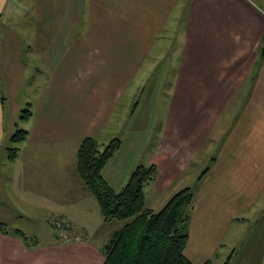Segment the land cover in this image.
<instances>
[{
  "label": "crops",
  "instance_id": "0c3cea01",
  "mask_svg": "<svg viewBox=\"0 0 264 264\" xmlns=\"http://www.w3.org/2000/svg\"><path fill=\"white\" fill-rule=\"evenodd\" d=\"M88 2L0 0V221L14 228L19 219L62 215L82 235L27 246L0 233V264H61L54 255L66 250L73 263L102 264L101 247L122 222L102 219L77 173L85 136L101 147L120 140L103 168L115 190L136 166L157 167L144 187L148 207L192 189L185 254L194 264H264V0ZM83 27L91 45L99 42L97 55L75 38ZM145 54L165 55L162 72L171 77L146 137V120L128 129L140 97L132 105L125 97L140 87L131 82ZM27 104L28 135L9 161L7 139Z\"/></svg>",
  "mask_w": 264,
  "mask_h": 264
},
{
  "label": "trees",
  "instance_id": "16d2710c",
  "mask_svg": "<svg viewBox=\"0 0 264 264\" xmlns=\"http://www.w3.org/2000/svg\"><path fill=\"white\" fill-rule=\"evenodd\" d=\"M30 115L27 104L19 111L18 120L24 122ZM27 135L28 130L18 125L9 135L5 146L9 161L16 159ZM119 146L116 137L101 148L94 137L85 136L76 153L77 173L97 201L102 219L123 221L101 247L102 264H194L185 254L193 209L192 189L176 191L157 211L147 207L144 187L158 175L154 164L136 166L126 183L118 190L113 189L103 177V168ZM60 221H64L61 226L70 224L62 215L48 219L54 228ZM0 233L13 234L27 246L38 243L36 236H29L18 227L11 228L4 221H0ZM201 264L213 263L207 259Z\"/></svg>",
  "mask_w": 264,
  "mask_h": 264
},
{
  "label": "rangeland",
  "instance_id": "374dc122",
  "mask_svg": "<svg viewBox=\"0 0 264 264\" xmlns=\"http://www.w3.org/2000/svg\"><path fill=\"white\" fill-rule=\"evenodd\" d=\"M83 3H86L88 5L89 2H88V0H83ZM88 13H89V11H85L82 13L81 23H82V21L85 20L86 17L88 18ZM61 30H62L61 32L62 33L64 32L65 34H67V32H72V29L70 30V28H65V29H61ZM160 31H162V32L168 31V29L165 28V29H161ZM159 32H158V35H159ZM72 37H74V36H72ZM76 37L78 40L80 37L81 45H80V42H78V46L80 45L82 47V45L87 44L86 45V49H87L86 51L91 52V49H92L91 46H93L95 48L97 45H99V42H97V41H94L93 42L94 45H91V43L89 41V38H90L89 28H86V27L77 28L75 38ZM164 38H165V36H162V35L156 37L157 40L158 39L164 40ZM178 45L179 44L177 43V46ZM69 47H71L70 52L72 54H74V52H77L75 49V47H76L75 39L73 40V42L70 43ZM149 49H151V51H152L153 44L150 46ZM91 54L97 55L96 51L93 49H92ZM164 56L165 55L147 54L145 59H144L145 64L142 67V69L140 70V73L138 74V72H137L136 76L134 77V79L131 82V85L139 84L140 87L134 92L132 89V86H131L130 92H125V97H129L128 102L130 103V105H132V103L134 101H138V99L140 97L138 109L135 111L133 116H131V118H130L131 121H130V123H128L129 124L128 129L132 128L133 123L136 124L134 121L135 118H137L138 125H141L142 122L144 120H146V126H145V130H144L145 137L151 134L152 121H153L154 111H155L154 110L155 104L158 103L159 97L161 95V94H159L160 93L159 90L163 86L169 84L170 80H171L170 75L164 76L165 74L162 72L163 67H164V63H162V60H163ZM145 72H146V75H145V77H143L144 76L143 74H145ZM163 89H164V87H163ZM17 123H18L17 124L18 127H22L23 124L21 121L18 120V118H17ZM126 125H127V123L125 122V124L121 128V134H123V132L125 131ZM119 129H120V126L118 128L114 129V132H116L115 134H117ZM149 149H150V143L147 140L145 146L142 147L140 150V156H141L140 160H143V158L145 160V156L148 153ZM138 163H142V161H140ZM183 188H185V187H183ZM180 189H182V188H180ZM180 189H178V190H180ZM146 205L148 207L147 203H146ZM149 208H151V207H149ZM156 208L157 207H154V208L152 207L151 209L154 211L159 210ZM115 221H117V220H115ZM63 222H61V223H63ZM121 222L123 225V221H121ZM18 224H19L18 228L22 229L27 235L36 236L40 242V245L41 244L46 245L50 242V240H54V239L59 241L60 243H66L67 244V243H71V242H77L78 240H81V238H82L80 231L77 228H75V226L72 224H68V225L65 224L66 226L60 225L59 227L54 228V227H51L49 225V223L45 219H42V218L30 219V220L19 219ZM246 225L248 226L249 224L246 223ZM247 226H244V228H246ZM231 238L226 236L225 240L230 243ZM69 254L70 253L66 250L64 252L59 251L54 256L56 257V259L61 260V264H77V263L72 262V260L75 261V258L74 259L71 258L73 255L71 257H69ZM214 264H223V263L221 261L216 260L214 262ZM232 264H239V262L235 258L233 260Z\"/></svg>",
  "mask_w": 264,
  "mask_h": 264
},
{
  "label": "built area",
  "instance_id": "2783aa9c",
  "mask_svg": "<svg viewBox=\"0 0 264 264\" xmlns=\"http://www.w3.org/2000/svg\"><path fill=\"white\" fill-rule=\"evenodd\" d=\"M57 225H58V227H59V226L61 225V221H60V222H58V224H57Z\"/></svg>",
  "mask_w": 264,
  "mask_h": 264
}]
</instances>
